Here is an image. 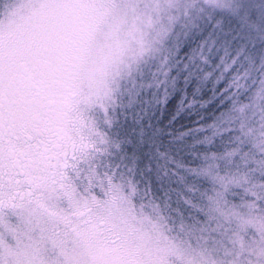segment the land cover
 I'll use <instances>...</instances> for the list:
<instances>
[{
    "label": "snow or ice",
    "instance_id": "snow-or-ice-1",
    "mask_svg": "<svg viewBox=\"0 0 264 264\" xmlns=\"http://www.w3.org/2000/svg\"><path fill=\"white\" fill-rule=\"evenodd\" d=\"M195 3L181 8L176 0V23L166 39L146 40L141 33L139 50L117 53L92 76L93 67L113 50L118 36L113 14L123 10L122 0H0V264H154L151 248L136 239L121 212L146 207L137 203L131 181L121 183L119 170L103 173L79 162L98 150L102 136L96 116L107 120L125 72L155 56L158 72L167 75L165 41ZM231 6L241 18L256 20L248 0ZM79 8L96 10L97 23L81 45L54 59L63 14ZM81 47L90 53L86 62L78 59ZM50 60L56 72L48 67ZM54 79L64 87L54 86ZM240 80L228 93L240 90ZM246 107L236 114L241 124ZM216 204L211 216L196 211L195 238L210 264H264V209L253 215L256 206L249 204L245 214L230 204L226 192ZM147 207L157 221L149 219L142 229L150 239L166 246L190 244L192 233L177 231L174 220L154 205ZM249 227L257 237L249 236Z\"/></svg>",
    "mask_w": 264,
    "mask_h": 264
},
{
    "label": "trees",
    "instance_id": "trees-1",
    "mask_svg": "<svg viewBox=\"0 0 264 264\" xmlns=\"http://www.w3.org/2000/svg\"><path fill=\"white\" fill-rule=\"evenodd\" d=\"M219 15L174 31L165 42L167 75L150 65L131 99L139 96L142 130L133 134L150 148L160 185L150 199L177 218L210 215L214 189L236 206L255 196L264 209V35ZM237 77L240 90L228 93ZM242 105L243 124L236 119ZM226 177L233 184L223 188Z\"/></svg>",
    "mask_w": 264,
    "mask_h": 264
},
{
    "label": "rangeland",
    "instance_id": "rangeland-1",
    "mask_svg": "<svg viewBox=\"0 0 264 264\" xmlns=\"http://www.w3.org/2000/svg\"><path fill=\"white\" fill-rule=\"evenodd\" d=\"M80 2L87 3L89 0H80ZM191 2L192 0H178L181 8H186ZM248 2L252 10L256 12L255 21L247 20L246 15L244 18L238 15L231 6L234 0H196L195 7L191 9L190 16L181 19L174 26L169 37L173 35L174 31L180 29V26L191 27L198 22H206L213 15L220 16L219 14L223 13H228L231 19H236L249 27L252 26L264 35V0H248ZM122 4L123 10L113 14L112 23L115 24L118 30V36L113 45V50L103 57L101 63H97L93 67L90 73L92 76H95L101 71L102 64L117 59V53L123 55L126 50H139L141 47V33L147 34L145 37L146 40H151L153 36L159 35V38L163 41L166 39L172 26L176 23L175 13L172 12V9L177 6L176 0H159V3H156L155 0H122ZM63 15L64 19L61 29L56 34L57 48L54 59L62 58L70 47L79 46L82 41L88 39L91 35V29L96 25L99 16L96 10L90 8L70 9ZM177 37L182 38L183 36L178 35ZM80 53L78 59L81 62H86L87 56L90 53L82 47L80 48ZM157 60L158 58L155 56L146 58L139 64L133 65L131 72H125L122 79L118 81L117 94L112 97L107 120L101 118L99 114L96 116L97 131L102 136L99 148L97 151L92 152L90 158L81 160L79 163L83 164L85 168L90 165L92 169L103 173L119 170L121 183L126 184L131 181L132 185L136 188L137 203H143L146 207L143 209L137 208L130 215L127 209H121V212L124 213V221L128 229L135 233L136 239L151 248L154 264H160L162 260L166 261L167 264H210L208 252L205 251L202 243L195 238V235L200 231V218L194 216H188L186 219L177 218L170 213H165L162 205L151 201V199L154 200L153 193L154 195L157 194V189L160 185L157 184L156 178L152 174L150 148L148 146L145 147V143L141 142V139L139 140L135 136V134L140 136L142 134L139 126L140 122L137 121L139 117L138 110H136L137 102H140L138 99L139 96L137 95L133 100L131 99L135 95L133 93L136 92L138 79L151 73L149 66L157 63ZM48 67L52 72L57 71V64L51 60L48 61ZM52 84L56 87H64V82L60 79H54ZM130 86L134 88H129ZM128 88L130 97L126 94ZM56 102V100L50 101V103ZM132 105L133 107L130 108ZM144 156L146 163H144ZM118 161L122 162L123 166H118ZM125 166H128L129 170H126L124 168ZM225 181L223 188L228 187L229 183L231 185L233 184V180L227 177ZM221 191V189H214L213 194H209L212 213L208 216H211L217 209L216 201L220 197L219 193ZM227 199L231 205L236 206L231 199ZM249 204L256 206L255 209L251 210V214L259 216L260 209L258 208V200L255 196L252 199L241 202V206L236 207L241 212L249 214L250 210L246 207ZM147 205L156 206L160 213L174 220L177 224V231L192 233L193 237L191 238L190 244H181L178 247L166 246L160 244L159 239H150L142 229L148 225L149 219L153 223H157V221L155 220V213ZM220 211L222 213L225 212L222 208ZM180 224L184 225L183 229L180 228ZM248 234L253 238L258 236V233L251 227H249Z\"/></svg>",
    "mask_w": 264,
    "mask_h": 264
}]
</instances>
